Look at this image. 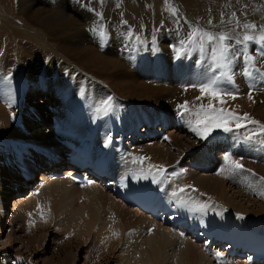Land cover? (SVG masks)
<instances>
[{
	"label": "bare ground",
	"instance_id": "6f19581e",
	"mask_svg": "<svg viewBox=\"0 0 264 264\" xmlns=\"http://www.w3.org/2000/svg\"><path fill=\"white\" fill-rule=\"evenodd\" d=\"M13 1L0 0V73L10 82V86L0 94V117H2L0 118V139L5 137L9 140H16V143H22L16 150L26 156L24 163L27 166L19 161L8 163L5 161V158L1 162L0 178L3 181L5 178L6 180L11 178L12 181L6 185L5 191L7 192L0 194L3 197L0 202V231L2 232V228L9 225L8 222H3L2 214L3 209H8V197L15 195V191L19 194L33 188L31 185L33 181L27 182L21 177V172L18 170L20 166L27 168V174L30 176L32 174L30 172L34 170L36 165L42 164L43 169H45L36 178V181H41L42 184L35 187L25 201L24 195L26 192L13 199L12 205H20L21 203L25 205L23 218L27 216L34 218L32 221L37 226L44 221H41L39 218L40 214L37 205H44L50 199L58 196H65L70 203L73 202L76 196L71 198L72 193L65 187L61 188L62 186H69V183L65 181H50L48 178L53 168L52 164L54 160L52 159L54 157L52 156L57 155L62 157L61 154L66 151L62 141L73 140L79 148L90 151L94 158L104 157L107 159L111 169L118 176H126L129 180L135 181L138 184H147L152 181L151 175L147 179L139 178L142 168L147 172L148 165L150 164L162 165L166 173L162 178L157 177V180L160 181L157 184V189L162 193L163 198L166 201H183L182 204L188 209L197 212L192 222L181 229L173 230L168 225L155 223L135 209L120 204L115 198L118 192L108 193L97 186L80 188L70 185L72 189L84 194L86 200L84 201L86 202L85 207L89 209V206H93L91 210H88L86 213L83 211V213L84 215L87 214L86 218L93 219V223L97 222L95 229L89 225L91 220H86L88 221L86 228L93 227L94 231L96 230L94 234L96 241H90H98L97 246L95 245L96 249H103L100 252L101 256L97 251L98 255L102 257L103 262L106 264L113 262L116 264H206L208 262L210 264L209 259L217 262L215 260L217 258L216 254H210L211 250H206L204 248L205 244L199 246L195 240L198 237H206L207 239L209 237H217V233H219L221 228L215 224L220 221L218 217L220 206L223 209H228L230 213L236 212L245 216L247 214L250 215V210L252 209L241 205L237 208L239 204L235 207L236 202H241L236 195L238 191L233 188L236 182L233 177H228L227 172L229 171L221 168V165L218 164L227 163L229 165L225 160L226 155L235 160L232 156L233 151L230 148H226V150L219 149V147L211 149L212 147L210 148L209 146L205 150H195L199 147L196 144L199 142L206 143L210 136L206 140L200 139L194 132L190 131L186 123L187 117L182 119L178 114L177 106L179 104L185 101L194 102L197 105L200 103L207 104V99L196 101L195 98L200 93L195 88L193 90L178 89L179 92L171 91L170 93V89L164 86L151 87L144 92L138 86L139 92L135 87L134 89L132 87L129 88L126 87L127 85H122V82L116 81L115 79L122 76V74L118 73L114 75V73L122 68L121 65H131L134 68L137 65L139 68L143 66L150 67L144 63L140 65V58L145 56L142 55L143 52L135 53L130 45V37L135 36L137 38L136 35H138L140 29L157 31L155 33L161 38L165 35L168 36L169 47L161 45V40H159L158 44L160 45H157V47L159 48L158 51L160 52L162 61L172 58V60L170 59V63L176 60V57L182 60L186 57L183 54L177 56V50L174 48L181 47V42L187 39V35L192 31L193 27H200L213 33L221 31L229 32L233 36V40L231 41L233 47L240 48L242 45L236 44L235 40L242 37L243 30L235 27V21L239 20L241 24L254 23L264 25V0H182L185 8L183 11L179 10L178 12L177 19L180 20L175 19V15H172L169 7L162 0H147L148 4H152V7L156 6V9L154 15L146 20L144 19V15H142L144 12L142 13L138 10V13L136 11L141 8H138L139 2L136 3V6L134 5L135 0H122L125 7L123 10L121 7H118L120 0H77L81 4L82 2L84 3L83 6H80V9H77L79 11L78 13L76 12L77 19L67 17L68 14H66L65 6L63 8L61 6L49 5L48 1L52 0H47V2L45 0H34V3L31 0H20L19 6L14 5ZM39 2H45L46 4H40V7L35 8ZM57 2L59 3V0ZM244 3L248 4L246 8H244L245 6H242L243 8L240 7L241 9L237 8V6H241ZM227 4H230L234 10L230 13H226V11L219 12L220 7L223 5L227 6ZM76 6L78 5L76 4ZM161 13L164 14V17L160 19L159 15ZM232 13L236 14L235 17H233ZM118 14L119 16H124L126 19L118 17V20H109L112 16ZM222 18L223 23L221 22ZM209 20L212 21V24L208 23ZM126 27L133 28V32L127 37V40L124 38L126 37L124 34L127 33L125 31ZM233 28H235V31H232ZM75 31L77 32L75 33ZM101 31L105 33L104 37L100 36ZM256 31L258 32L259 29ZM71 32H74L76 35H73ZM68 34L73 36L68 37L69 40L64 41ZM61 35L63 37L58 39L61 43H50L47 41L51 37ZM72 39L73 42L71 41ZM121 41H124V45H121ZM247 47L249 55L253 56L256 67L264 71V45L252 42ZM106 49L110 52L107 50L109 53H106ZM32 53L41 55L42 57L49 56L51 60L56 62L58 71L54 77L61 79L62 82L71 86L70 94L72 98L77 101L78 97L79 99H84L88 109L93 111L90 115L88 113L85 114V110H82L84 112L83 116L74 114L69 106V100V102L63 100L60 103L61 96L57 95L58 79L49 77L48 90L51 91L52 95H47L50 96V99L47 96L42 98L36 94L40 97V100L34 102L31 106L32 108L25 109V111L21 110L17 113L15 119L10 117L11 111L18 104L21 107L24 106V101L21 98L23 97L24 99L25 97L21 96L19 88L25 84L27 85L26 88L37 89L29 76L30 74L28 72L23 73L24 69H17L22 68L23 64H20L22 57H28L29 55L32 57ZM146 54H149V58L152 59L153 53L150 49ZM186 54L189 55L191 64L194 63L193 58L201 54L202 56L199 57L201 60L199 61L198 59L197 62L199 61L202 65L203 63L206 65L205 61L208 60L207 52L201 53L199 50H194ZM105 55L107 56L106 58ZM136 62L137 64L135 65ZM242 65L243 61L237 59L235 63L236 74L233 78L234 82L231 85L225 86L230 91L238 95L240 94V97L238 96L234 100L226 98L227 102L223 107L235 110L241 115L247 113L251 118L253 117V113H255L254 116L257 114L259 117H262L264 113L256 108V103L261 99L264 100V89L262 88L264 80L257 79L255 81V87L251 89L252 99L249 100L248 94L252 81L242 73L239 74ZM10 67L13 68L9 69ZM177 69H180L179 63ZM177 69L171 68V73L178 75L180 70ZM196 73L195 68L190 69L189 77L191 75L197 77ZM183 77L178 75V78ZM176 80L178 81V79ZM116 82L119 86H117ZM115 89L117 90L115 91ZM112 94L115 97L111 100L112 107L105 114L104 111L100 110L102 102L111 97ZM36 95L34 94L33 97L38 98ZM49 100L51 104L47 103ZM137 102H140V104H137ZM142 103L147 105H142ZM219 106L217 105V107ZM50 107L52 108V113H49L48 108ZM115 116L120 117L119 122ZM53 118L56 119L54 125L52 124ZM139 124L141 125V129H137ZM113 125H115V131L111 133ZM216 133H219L216 135V137L219 136V140L215 139L216 142L223 143L225 135L228 140L230 137H235L236 135L243 138L245 130L242 129L239 133H225L216 130L212 134L215 135ZM163 135H167L165 142L160 141ZM213 135L211 138L214 137ZM157 137L158 139L155 141ZM211 140L213 141V139H210L208 142L210 141L209 143H211ZM110 150H112V156ZM139 157H147L148 159L144 161L143 165L133 163V160ZM113 160H115L114 164ZM45 167L48 168L46 169ZM220 168L221 170L219 171L221 172H216ZM17 170L18 172H16ZM65 170L71 171V169ZM20 183L21 188L19 190L15 189L18 188L17 185ZM180 188H184L185 191L179 193L178 197L173 196V192H178ZM6 194H9V196ZM78 194L77 197L80 196ZM210 195H212V198H209ZM233 195L236 196L235 200ZM203 201L206 204L210 202L215 203V205L211 204L207 207L208 209L204 208L201 211L199 209ZM47 207L49 208V206ZM49 211L52 212V210ZM30 213L31 215H29ZM78 215L79 212L76 213V218ZM241 215L239 216L242 217ZM134 217L137 219L134 220ZM155 224L159 226V229H155ZM59 227H62L61 224ZM73 228L75 233V227ZM81 229H84L83 226H81ZM147 229L148 232L149 230H151V233L153 230L154 232L147 234ZM62 230L64 229L62 228ZM77 230L76 232L78 233ZM224 231L226 232V230ZM141 232H145L147 235L143 236V241L140 238ZM193 232L197 233L194 241H192V237H189ZM113 233H116V235H113ZM63 235H66V233ZM184 235L187 237L184 238ZM87 236H85L86 239L90 238L91 235ZM219 237L226 239L228 243L238 240L245 242L248 246L251 244L256 245L259 242L256 239L255 241H250L249 239L241 241L237 237L226 235L224 232ZM86 239H84V243H86ZM0 245L4 246L6 244L1 242ZM170 251L172 252L171 258L166 257ZM7 256L8 253L0 249V264H7ZM167 258H170L172 261L169 262ZM3 260H5V263ZM221 262L230 264L233 260L221 256L217 264H222ZM242 262L252 264L247 261Z\"/></svg>",
	"mask_w": 264,
	"mask_h": 264
},
{
	"label": "rangeland",
	"instance_id": "374dc122",
	"mask_svg": "<svg viewBox=\"0 0 264 264\" xmlns=\"http://www.w3.org/2000/svg\"><path fill=\"white\" fill-rule=\"evenodd\" d=\"M31 1L34 3V0H31ZM55 1L54 0L48 1V3H49V5L58 6V7L61 6L63 8L65 6L66 14H68L67 17L72 18V19H77L76 14L79 12V11H77V9H80V6L84 5L83 2L81 4V2L77 1V0L76 1H74V0H59V3L57 2L58 0H55ZM60 1H62V2L60 3ZM104 1H107V0H104ZM117 1H119V0H117ZM162 1H164V3H165V0H162ZM45 2H47V0H45ZM45 2L37 3L35 8L40 7V4H46ZM64 2H66V3L64 4ZM73 2L76 3L78 6H76V4H74ZM137 2H139L138 8H141L142 10L137 9L136 11L138 13H139L138 10H140V12H142V13L144 12L142 15H144L145 20L148 18H151L154 15L156 6L152 7V4L149 5L147 0H135L134 1L135 6H136ZM226 3H229V2H226ZM13 4L19 6L20 0H14ZM181 4H182V6H181ZM245 4L246 3L242 4L241 6L239 5V6H237V8L241 9V8H243L242 6H245L244 8H246V6H248V4H246V5ZM68 5H69V7H68ZM166 5L168 7L171 6V7H174L177 9L175 19H177L179 10L183 11L185 8V5H184L182 0H168V3ZM118 7H121L122 10L125 8L124 2L122 0L119 1ZM147 9H148L149 14L147 13ZM206 10H208V9H206ZM232 10H234V8L230 4L229 5L227 4V6H225V5L221 6L219 12L226 11V13H230ZM73 11H74V13H73ZM148 15H150V16H148ZM118 17L121 19H126V18H124V16H121V15L119 16V14H118V15L112 16L111 19H109V20H115V19L118 20ZM163 17H164V14L161 13V15H159V18L161 19ZM177 20H180V19H177ZM149 27H151V26H149ZM125 31H127V33L124 34L126 36L124 38L127 40V37L133 32V28L132 27H126ZM76 32L77 31H75V33ZM155 32H157V31H151V30L145 31L144 29H140L138 31V35H136L137 38H135V36L130 37L131 43L129 42L135 53L136 52H139V53L143 52L142 55L145 56L143 58H140L141 59L140 65H143V63H144V64H148V66H150V67L143 66L142 68H139L137 65V66H135L136 68H134L131 65H121L122 68L117 70L114 73V75L120 73V74H122V76L117 77V79H115V80L122 82V85H127L126 87H129V88L132 87L133 89L135 87L136 90H138L137 87L140 86V88L142 89L143 92L149 90L151 87L153 88V87H157V86H164L165 88L166 87L169 88L170 93H171V91L179 92V90H183L184 88L188 89V90H193L194 88H191L189 86L192 84H199L201 82V80L205 78V70H201V69H205L206 65L204 63L202 65V63L199 62L201 60V58L199 59V57L202 56L201 54H200V56L193 58L194 63L191 64V59L189 58V55H187L186 53L192 52L194 50H199L198 47L187 46L188 48H191L192 50L182 53L184 56H186L183 60L180 58L178 59L176 57V60L172 61V63H170L171 62L170 59L172 60V58L164 59V61H162L160 52L158 51L159 48L157 47V45L161 44L164 46H168L169 38L167 35H165L163 38H161ZM71 33L73 35H76L74 32H71ZM73 35L68 34V36L65 37L66 39H64V41L69 40L68 37H71ZM60 37H63V35L51 37L47 41L50 43H61L60 40H58ZM134 40H136V41H134ZM159 40H161L160 44H158ZM71 41L73 42V39ZM121 45H124V41H121ZM178 48L179 47H177V48L175 47L174 49L177 50ZM149 49L153 53L152 59L149 58V54L148 55L146 54ZM107 50L108 49L105 50L106 53L109 51V50L108 51ZM29 52H31V50H29ZM26 53H28V52H26ZM32 54H33L32 57H31V55H29L28 57H26V56L22 57L21 63H20L21 65L23 64L21 66L22 68H17V69H19V70L24 69L23 73L28 72V74H30L29 76L31 77V79L34 82V85L37 87V89L33 90V89H30L29 87L26 88L27 85H25V84L22 85L23 87L19 88L21 96L25 97L24 99H23V97L21 98L24 101V102L22 101L24 106L21 107L18 104L17 105L18 107L16 106L17 109L15 107V109H13L12 111L10 110L11 111L10 117H12L13 119L16 118L17 113H19L21 110L25 111V109L32 108L31 106L33 105V103L40 100V97L38 95H40L42 98L44 96H47V98H49V99H50V96H48V95H52L51 91L48 90L49 89L48 80L50 78H56L54 76L56 75V72L58 71V66L56 65V62H54L53 60L50 59L49 56H47V57L43 56L44 57L43 58L41 55H36L35 53H32ZM34 55H35V57H34ZM36 56H39L40 58L36 57ZM48 57H49V59H47ZM106 57L107 56L105 55V58ZM192 57H194V56H192ZM41 58H43L44 60ZM198 59H199V61L197 62ZM179 60L181 61V63ZM45 61H47V62H45ZM37 62H39V63H37ZM131 62H132V60H131ZM178 63L180 64V69H177ZM136 64H137V62L135 63V65ZM7 66H9V65H7ZM5 68H7V67L5 66ZM12 68L13 67H10L9 69H12ZM171 68H173L175 70L176 69L180 70L178 72V75H180L182 77L184 76V77L178 78V75H174V73H171L172 72L170 70ZM192 68L196 69V71H197L196 76L197 77H194L193 75H191V77H189L190 69H192ZM239 74H241V72ZM1 75H2V73H0V84H1L0 85V94L2 92H4L6 88H8L10 86V82L6 80L5 76L2 75V77H1ZM46 75H49V76H46ZM56 79H58L57 95L59 97L61 96L60 97L61 99L59 101L60 103L63 100H67V101L69 100L70 102L69 101L68 102H69V106H70L72 112L74 114H78L79 116H81V115L83 116L84 112L82 110H85V114L88 113L89 115L93 112L92 110L88 109V106L85 104L84 99H82V98L79 99V97H78V101H77L76 99L71 97V94H70L71 86L70 85L62 82V80L59 78H56ZM176 79H178V81ZM116 84H117V86H119V84L117 82H116ZM24 85H25V87H24ZM262 88L264 89V83H262ZM28 89H29V91H28ZM171 89H173V90H171ZM116 90L117 89H115V91ZM136 90H134V91H136ZM34 94L35 95L38 94V95H36L38 98L33 97ZM236 95H237V98H238V96L240 97V94L239 95L236 94ZM113 98H115L114 94L111 95V100H113ZM47 103L51 104L50 100L47 101ZM73 104H74V106H73ZM137 104H140V102H137ZM144 104L145 103H142V105H144ZM146 105L147 104H145V106ZM256 108L259 111L264 113V100L261 99L260 101H258L256 103ZM48 109H49V113H52V108L50 107ZM75 111H76V113H75ZM254 112H256V111H254ZM95 113H94V115H95ZM254 114L255 113H253V117H252L254 120L259 121L261 123H264V114H262L263 115L262 117H259V115L256 114L255 115L256 118H255ZM0 118H2V117H0ZM115 118L119 122L120 117L118 118V116H115ZM113 126L114 127L111 129V133H114V131H115V125H113ZM249 128H250L249 131H251L252 129L255 128V126L250 125ZM137 129H140V128L137 127ZM30 133L32 134V131H30ZM218 134L219 133H216L215 135L212 134L214 136L213 138H211L212 135L209 137L208 140L213 139V141L211 140V143H209L210 141L208 142V140H207L208 143L207 142L206 143L199 142L198 144H196V146L199 145V147H197L198 149L196 148L195 150H199V151H201V149L205 150V149H208L207 146H209L210 148L212 147L211 149H215V148L219 147V149H222V150H226V148H230L233 151L232 156L235 158V160H239V162L248 171H233L230 168V166L227 165V163H225V164L224 163H218V164L221 165L220 166L221 168L227 169V171H229V172H227L228 177H233V179L236 182V185L233 186V188L238 191V194H236V195L238 196L239 200H241V202H238V203L236 202L235 207L239 204V206H237V208H239L241 205V206H248V208H250L252 210L249 209L250 215L247 214V216H245V215L238 214L236 212L230 213V211L228 209H226V208L223 209V207L220 206L221 209L220 208L218 209V211L220 210L218 212V217L220 218V221L218 223H216L215 225L218 226L219 228H221L219 231H221L222 233L223 232L226 233V235H228L230 237H237L241 241H245L248 239L250 241H253V240L255 241V239H256L257 241L260 242L262 240H259L257 235H255V234L253 235L250 232L248 234V229H252L253 231H256V233H258V234L264 233V231H263V229H264V183H262L260 181V177H264V149H261L259 147V145L256 143H250L252 145L251 146L247 142L240 141L239 138L241 136H237V135L235 137L234 136L230 137L229 140H228L227 136L225 135L224 139H223V143H219V142L217 143L216 140L219 138V136L216 137V135H218ZM32 135H34V133ZM179 136H181V134H179ZM186 137H188V135H186ZM157 139H158V137L155 139V141ZM233 139L235 141L239 140L236 144V147L234 146L235 141ZM160 141H161V139H160ZM161 142H165V141H161ZM193 142H194V140H193ZM21 145H22V143L21 144L16 143V140H9L5 137H3V139H0V166H1V162H3L4 158H5V161L8 163H15L16 161H19L20 163L22 162V164L24 165L25 164L24 160H25L26 156L22 155L20 152H18L16 150ZM110 152H111V156H112V154H113L112 150H110ZM21 158H23V159H21ZM112 162L114 164L115 160H113ZM34 168H36L37 171L40 170L39 173L41 171L45 170V169H43L42 164L36 165ZM45 168L47 169L48 167H45ZM221 168L216 170V172H221V171H219V170H221ZM18 170L16 172H18ZM33 171L34 170H32L30 173H32ZM252 173H255V175H252ZM38 174H37L36 178H38ZM11 181H12L11 178L8 180H6V178H5L4 181L2 180V178H0V194L2 192H4V194L7 192V191H5L6 185L11 183ZM17 186H18V188H15V189L19 190L21 188V183L18 184ZM71 186L70 185L69 186H62L61 188H63V187L67 188V190L72 193L71 198H74L76 196L75 197L76 201H75V199H73V202H71L72 205H70L71 204L70 201L67 200V198L65 196H58V197H55L54 199L53 198L50 199L44 205L40 204L39 205L40 210H38L39 214H40L39 218L41 219V221L42 220H44V221H42V223L40 225H37V226L32 221L34 218H32L30 216L23 218V214L25 211V205L24 204L21 203L20 205H18V204L12 205L14 202L13 199L15 197L21 196L22 194H24L26 192V194L24 195V198H25L24 201H25L28 198V196H30L29 195L30 192L25 190L24 193L18 194L17 191H15L16 192L15 195L8 197V209H7L8 211L5 208L2 210V214H3V222L5 223V221H6V222H8L9 225L6 227H3L2 232L0 231V244H1V242L6 244L4 246L0 245V249H3L6 253H8L7 264H106L105 262L102 261V257H100L101 256L100 252H102L103 249H101V248L96 249V246H97L96 244L98 243V241L95 242L96 240L94 239V234L96 231V230L94 231V228L96 229L95 225L97 224V222L93 223L94 222L93 219L91 220L90 218H86L87 214L84 215V213H86L88 210H91L93 208V206L92 207L89 206V209H88V207H85L86 202H84V201H86V200L84 198V194L78 190L72 189ZM78 193L80 194V196ZM77 194L79 197H77ZM6 195L9 196V194H6ZM2 198H3L2 195H0V202H1ZM209 198H212V195H210ZM233 198L235 200L236 196L233 195ZM59 199H60V201H59ZM66 200H67V202H66ZM97 203H95V204H97ZM62 204H64L65 206ZM75 204H77L79 207L77 208V205H75ZM211 204L215 205V203L208 202L206 204L204 201L202 202V205H207V207H209ZM61 205L63 208L61 207ZM47 206H49V208ZM95 206H97V205H95ZM207 207L205 209H208ZM72 209H73V211H72ZM49 210H52V212ZM234 210H235V208H234ZM41 211L43 212V217L45 216L44 218H42V216H41ZM83 211H84V213H83ZM56 212H57V214H56ZM77 212H79V215L76 218L75 215ZM244 212H246V211H244ZM239 215H241L242 217H240ZM47 216L48 217L50 216V217L48 218ZM54 219H56V220H54ZM88 219L91 220L89 225L93 226L94 228L93 227H91V228L88 227L89 229L86 228L87 227L86 225L88 224V221H89ZM135 219H137V218L134 217V220ZM80 220H81V222H80ZM83 220H85V222H83ZM86 220H88V221H86ZM63 221H64V223H63ZM55 224H57V225L55 226ZM60 224L62 226L61 228L59 227ZM69 225L72 227H70ZM81 226H83L84 229H81ZM57 227L61 229V232H60V229H58ZM67 227L70 229L68 230ZM73 227H75V233H74ZM54 228H55V230H54ZM62 228L64 230H62ZM65 228H67V229L65 230ZM76 229H78L77 230L78 233L76 232ZM155 229H159V226H157L156 224H155ZM224 230H226V232ZM63 231H65V232H63ZM79 231H81V232H79ZM153 232H154V230L152 231V233ZM65 233H66V235H63ZM143 233H144V235H143ZM148 233L150 234L151 231L147 232V234ZM80 234H81V237H80ZM86 235H88V236L91 235L92 237L90 236V238H89L87 236L88 238L86 239V237H85ZM145 235H146L145 232L140 233V238H142V241L144 239L143 236H145ZM250 235H253V236H250ZM259 236H261V234ZM140 238H139V240L141 242ZM261 238H263V237H261ZM84 239H86V243H84L85 242ZM191 239H192V241H194L193 238H191ZM90 240L91 241L95 240V241L91 242ZM85 244H86V246H85ZM196 244L199 246L202 245L200 243H196ZM88 246L91 250L88 248ZM93 248H95V249H93ZM97 251H98V253H100L99 254L100 256L98 255ZM171 254H172L171 251L168 252V255H166V257L171 258ZM92 256H93V258H92ZM115 256H117V255L115 254ZM98 257H99V259H98ZM170 258L169 259L167 258V260L169 262L172 261ZM93 259H94V261H93ZM209 260H210V264H217L220 261L219 260L217 262H213L212 259H209ZM3 261L5 263V260H3ZM203 262H205V261H203ZM221 263L227 264L225 262H221ZM110 264H116V263L113 262ZM206 264H209V263L206 262ZM230 264H245V263L234 261Z\"/></svg>",
	"mask_w": 264,
	"mask_h": 264
},
{
	"label": "snow or ice",
	"instance_id": "6c2138e0",
	"mask_svg": "<svg viewBox=\"0 0 264 264\" xmlns=\"http://www.w3.org/2000/svg\"><path fill=\"white\" fill-rule=\"evenodd\" d=\"M168 3V0H165ZM169 11L172 15H176L177 9L169 6ZM99 15V14H98ZM235 17V13L232 14ZM223 23V18L221 19ZM231 23V21H229ZM212 24V21H208ZM235 27L243 30L242 37L235 40L236 44L242 45L240 48L233 47L231 41L233 36L229 32L221 31L213 33L206 31L200 27H193L192 31L187 35V39L181 42V47L177 49V56L180 54L191 51V48L186 46L190 45L198 47L201 53H208V60L205 61V78L199 84H192L189 87L195 88L199 91L200 95L195 98L196 101H203L207 99V104L185 101L179 104L178 114L182 119L187 117L186 123L190 131L194 132L202 140L208 139L209 136L216 130L239 133L242 129L245 130L243 140L247 143H257L261 149H264V123L252 119L249 114H239L235 110H230L223 107L226 104V98L236 99L235 92L230 91L226 85H231L234 81L233 78L236 74L235 63L237 59L243 61L240 69L241 73L252 81L250 84V91L248 94L249 100L252 99V88L255 87L257 79L264 80V71L256 67L253 56L249 55L248 44L255 42L264 45V25H257L254 23H243L239 20L235 21ZM259 29L257 32L256 30ZM95 31V29H94ZM235 31V28L232 29ZM105 33L100 32V36L104 37ZM187 90V89H186ZM217 105H220L217 107ZM112 107L111 97L102 102L100 110L107 114V111ZM249 125H254L255 128L251 131L248 130ZM147 157H139L133 160V163H140L143 165ZM225 160L228 162L233 171H248L239 162L233 160L230 156L226 155ZM166 170L162 165H148L147 172L141 169L139 178L147 179L149 175L152 177L153 183H159L157 177H163ZM255 175V173H252ZM260 181L264 183V177H260ZM184 188H180L178 192H173V196H179L183 193ZM183 203V201H180ZM207 205H202L199 210L203 211ZM38 210L40 206L37 205ZM31 215V213L29 214ZM43 218V212L41 211ZM151 231V230H149ZM116 235V233H113ZM107 239V238H106ZM217 259H221V254H216Z\"/></svg>",
	"mask_w": 264,
	"mask_h": 264
},
{
	"label": "flooded vegetation",
	"instance_id": "af4514ba",
	"mask_svg": "<svg viewBox=\"0 0 264 264\" xmlns=\"http://www.w3.org/2000/svg\"><path fill=\"white\" fill-rule=\"evenodd\" d=\"M147 232H148V229H147Z\"/></svg>",
	"mask_w": 264,
	"mask_h": 264
}]
</instances>
